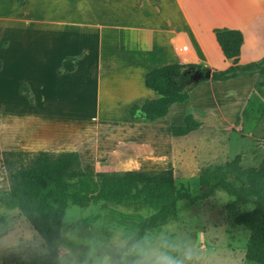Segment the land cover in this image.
<instances>
[{
	"label": "crops",
	"instance_id": "obj_1",
	"mask_svg": "<svg viewBox=\"0 0 264 264\" xmlns=\"http://www.w3.org/2000/svg\"><path fill=\"white\" fill-rule=\"evenodd\" d=\"M224 27L243 33L241 64L264 58V0H0V105L8 106L0 108V150L74 151L92 172L171 168L163 166L162 149H177V139L197 131L172 134L168 116L181 103L157 122L129 109L160 96L146 85L153 68L193 63L211 75L227 69L232 60L214 31ZM68 58L74 69L64 71ZM198 85L182 117L194 111L201 129L217 128L208 115L225 113L235 99L242 112L253 94L251 77ZM236 89L241 95L229 104L215 94Z\"/></svg>",
	"mask_w": 264,
	"mask_h": 264
},
{
	"label": "rangeland",
	"instance_id": "obj_2",
	"mask_svg": "<svg viewBox=\"0 0 264 264\" xmlns=\"http://www.w3.org/2000/svg\"><path fill=\"white\" fill-rule=\"evenodd\" d=\"M206 73L194 75L200 77L195 85ZM241 77H251L253 81V94L247 98L248 104L242 112V102L235 99L241 95L239 89L235 90L237 95L215 93L228 104L229 97L235 99L232 105L224 107L225 113L208 115L220 130L211 126V129L198 128L187 138L177 139V149H162L167 154L163 166L171 168L145 169L173 170L176 185L196 199L181 200L177 217L149 231L122 256V264H141L144 253L163 244L171 246L167 250L183 264H259L246 258L249 232L232 224L227 204L233 197L223 190L210 193V186L202 183V175L209 165L218 167L237 156L243 168L260 167L264 163V71L257 67L252 74L237 78ZM240 88H245V84ZM201 90V86H195L189 102L179 104L168 119H174L176 125L183 124V112ZM7 107L0 105V108ZM198 117L203 120L206 115ZM29 157H14V162L27 165ZM214 168L211 170L215 171ZM10 185L0 153V198L8 195ZM154 212L149 206L102 201L87 207L70 204L59 240V264H113L114 256L136 234L139 223ZM45 251L43 238L18 209L1 208L0 264H35L36 258Z\"/></svg>",
	"mask_w": 264,
	"mask_h": 264
},
{
	"label": "trees",
	"instance_id": "obj_3",
	"mask_svg": "<svg viewBox=\"0 0 264 264\" xmlns=\"http://www.w3.org/2000/svg\"><path fill=\"white\" fill-rule=\"evenodd\" d=\"M19 1L25 4V0ZM214 31L225 57L231 59L232 64L227 69L214 70L210 79H234L252 74L257 67L264 71V58L259 62L240 63L244 40L242 31L227 27ZM73 69L74 59H66L62 70ZM206 71L202 65L193 63H172L153 68L146 74V85L160 96L132 105L129 112L139 120L157 122L168 114L173 104L189 99L195 86L194 75ZM205 80L208 78L203 76L200 82ZM21 91L32 101L28 84L23 83ZM199 127L200 123L188 114L184 124L173 125L171 130L174 136H185ZM0 153L11 181L8 195L0 198V210L3 207L18 209L43 238L46 251L36 258L35 264H59V240L70 204L87 207L102 201L155 209L152 215L139 223L136 234L114 256L113 264H122V256L138 245L149 231L177 217L181 200L196 199L176 185L171 169L92 172L83 169L80 155L74 151L0 150ZM25 156H30L29 163L16 165L14 157L24 159ZM214 167L209 165L205 168L203 185L210 186V193L223 190L233 197L227 209L232 224L249 232L246 258L264 264V163L260 167L243 168L237 156ZM213 168L215 171L211 170Z\"/></svg>",
	"mask_w": 264,
	"mask_h": 264
},
{
	"label": "clouds",
	"instance_id": "obj_4",
	"mask_svg": "<svg viewBox=\"0 0 264 264\" xmlns=\"http://www.w3.org/2000/svg\"><path fill=\"white\" fill-rule=\"evenodd\" d=\"M169 247L171 246L163 244L144 253L141 264H183L181 260L171 255L170 251L167 250Z\"/></svg>",
	"mask_w": 264,
	"mask_h": 264
},
{
	"label": "water",
	"instance_id": "obj_5",
	"mask_svg": "<svg viewBox=\"0 0 264 264\" xmlns=\"http://www.w3.org/2000/svg\"><path fill=\"white\" fill-rule=\"evenodd\" d=\"M205 76L207 77H211V71H207V73L205 74ZM195 78V81H197L198 79H200V77H194Z\"/></svg>",
	"mask_w": 264,
	"mask_h": 264
},
{
	"label": "built area",
	"instance_id": "obj_6",
	"mask_svg": "<svg viewBox=\"0 0 264 264\" xmlns=\"http://www.w3.org/2000/svg\"><path fill=\"white\" fill-rule=\"evenodd\" d=\"M189 50V46L187 44L182 45V51H188Z\"/></svg>",
	"mask_w": 264,
	"mask_h": 264
}]
</instances>
